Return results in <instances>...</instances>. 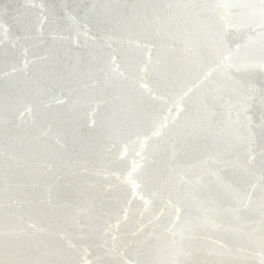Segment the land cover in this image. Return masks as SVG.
I'll return each instance as SVG.
<instances>
[{
	"label": "water",
	"instance_id": "water-1",
	"mask_svg": "<svg viewBox=\"0 0 264 264\" xmlns=\"http://www.w3.org/2000/svg\"><path fill=\"white\" fill-rule=\"evenodd\" d=\"M0 264H264V0H0Z\"/></svg>",
	"mask_w": 264,
	"mask_h": 264
}]
</instances>
